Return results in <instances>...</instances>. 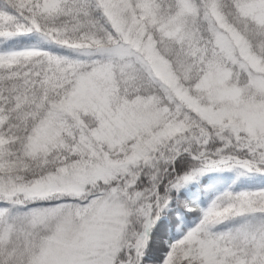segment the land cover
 Segmentation results:
<instances>
[{
    "label": "snow or ice",
    "instance_id": "1",
    "mask_svg": "<svg viewBox=\"0 0 264 264\" xmlns=\"http://www.w3.org/2000/svg\"><path fill=\"white\" fill-rule=\"evenodd\" d=\"M0 264H264V0H0Z\"/></svg>",
    "mask_w": 264,
    "mask_h": 264
}]
</instances>
